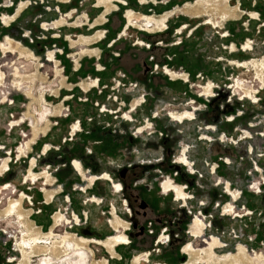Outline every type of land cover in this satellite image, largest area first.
Listing matches in <instances>:
<instances>
[{
    "label": "rangeland",
    "instance_id": "374dc122",
    "mask_svg": "<svg viewBox=\"0 0 264 264\" xmlns=\"http://www.w3.org/2000/svg\"><path fill=\"white\" fill-rule=\"evenodd\" d=\"M21 1H29V5L26 3L28 6H24L23 11L8 27H0V42L5 37L22 43L23 47L8 40L9 45L4 46L7 50L3 51H20L27 58H32L34 54L37 66L31 65V60L18 53H3L0 50V69L5 74L4 87L0 86V101L4 91H7L9 100L0 103V147L5 146L4 150L0 149V168L9 162L8 168L3 173L0 172V213L8 211L12 204H20L22 212L28 214V232H25L24 237L28 238L32 232L37 233L29 226H42L43 217L39 218L42 213H33L43 208L37 205H41L43 201L44 194L39 192L43 182L36 185L22 184L25 174L31 170L38 174L35 175L36 180L44 175L39 173L46 169L51 174V179H54L53 187L47 188H55L57 191L61 184L58 175H61L62 165L68 159L77 157L87 163L91 173L85 170L84 177L87 181L78 182L75 186L87 185L94 181L92 176L106 172L114 184L122 185L123 191L116 194L108 184L104 187L102 183H106L105 180H99L95 182L93 190L98 194H103L106 190L103 204L96 206L88 202L78 205L74 200L72 208L63 202L66 197L56 195L54 202L43 210L47 228L52 226L50 218L56 209L66 213L69 220L71 211L80 215L79 209L81 212L89 210L94 217L87 220L82 216L80 225L73 226V229L68 228L66 222L58 223L54 227V239L64 236L67 231L106 242L110 236L116 234L109 228L111 219L107 214L109 204L113 203L119 217L125 222L124 225L118 218L111 220L116 225V230L120 229V233L128 229L126 213L133 214V225L124 232L130 243L116 247L117 254L112 257L108 253L109 248L106 250L104 245L91 240L88 249L94 253L95 262L135 264L133 261L136 257L149 253V258L141 257V264H186L189 256L182 252L183 247L192 244L195 249L204 250L211 241L208 238L214 235L222 241L225 248L215 249V262H203L204 264H216L219 258L227 259L231 254H226L237 252L235 250L238 244L244 245L247 255L255 264H264L255 258V253H262L264 256V87L256 78L253 68V63L264 62V0H228L230 8H238L237 17L224 19L220 25L218 21L221 20H218L215 6L211 5L208 8L209 13L200 15V18L176 12L164 30L145 33L134 26L129 27L125 34L122 33L125 9L138 7V12L142 11L139 3L143 0H110L107 4L108 12L102 17L101 24L95 28H90L93 27V20L100 18L106 8L98 0H0V13L14 15L15 7ZM160 1L170 3L169 7L176 8L187 3L195 5L199 0ZM87 6H90L88 11L94 8L95 12L83 14V9ZM248 12L256 13V19H251ZM236 13L227 14V17ZM209 15L211 18L214 16L218 27L206 24ZM61 17L66 19V23L43 33L42 23H50ZM80 17H85L86 20H81L85 25L82 23L83 26L76 27L81 25L77 21ZM183 25L186 28L177 33ZM99 30L105 37L102 42L89 43L85 47L70 44L69 38L77 40L80 35H94ZM140 41L142 45L138 43ZM248 41L252 46L251 50H242ZM231 45H234L233 51L230 49ZM81 47L91 52L85 53ZM50 53H54L56 63L54 60H47ZM229 61H238L245 67H236ZM250 61L251 64L244 63ZM6 63L20 66L19 70L24 67L26 73L37 72L44 76L46 83L42 86L47 92L42 103H32L28 108L25 106L30 100L24 95L23 89L17 91L15 88L26 85V79L15 81L12 67L3 66ZM101 68L104 70L101 71ZM164 68L185 73L188 76L187 85L192 82L191 88L181 90L180 93L185 98L181 104L168 99L174 95L170 83L176 84L182 77L168 78ZM96 69H100V72ZM19 70L15 73L17 79L21 76ZM190 72L196 73L193 81H190ZM87 77L100 79L101 92L90 93L89 102L81 104L78 102V98L82 97L79 87L82 83L87 85ZM117 79L122 83L119 88L114 82ZM236 80L255 89L256 99L250 97L251 88L242 83L236 87ZM2 82L3 80L0 81ZM20 83L21 87H17ZM210 83L213 92L207 97L205 93H211ZM134 84L135 88L132 87ZM241 85L243 92L247 90L250 95L241 94ZM39 86L40 82L36 80L35 93ZM134 91H141L138 97L144 95L145 102L130 113L131 95L135 96L131 93ZM27 96L33 102L37 101L30 91ZM37 96L36 94L35 97ZM64 97L71 98L60 106ZM12 101L14 104L9 105ZM190 101L194 104H190ZM96 102L105 106V113H99ZM44 103L53 111V115L46 117L47 122L43 121V116L39 118L35 115ZM68 106L71 114L67 119L56 117L55 112L63 113ZM192 107L197 109L195 115L193 114L195 119L184 122L181 125L183 133L177 134L175 130H178L176 125L179 123L172 122L167 114L170 111L192 112ZM125 112L127 115L129 113L130 118L125 117ZM24 114L33 121L34 141L29 145L25 157L17 161V158H13L15 151L30 138V128L27 127L28 121L15 127H11V122L17 121ZM75 119L81 121V132L76 134L73 141L64 142L68 137L69 126ZM141 119H144L143 124L135 126L136 120ZM148 121L151 130L138 134V129L144 127ZM162 121H170L168 134L163 132ZM22 134L28 137L23 138ZM174 139L176 143L180 142L175 151L168 145ZM46 144L50 148L48 154L42 156L41 150ZM184 146H187L186 156L190 164H193L192 173L187 167L175 162ZM19 150L21 153L25 151L24 147ZM9 157L13 160L6 161ZM32 157L36 161L30 166ZM178 158L179 156L177 160ZM226 160L230 163H226ZM256 166L259 172L255 171ZM211 167H215L214 173L211 172ZM232 167L237 174L233 173ZM95 170L97 173H94ZM29 172L26 180H30L27 179ZM66 178L64 175V179ZM220 179L231 181L234 188L243 190V197H249L227 204L231 207L235 205L234 214H238V217L223 214V205L232 200L227 194H222V185L218 184ZM165 180H170L178 184L177 186H186L184 191L188 196H193V199L186 200L187 204L182 206L181 202L174 201L172 192L163 194L161 185ZM254 182L259 184L260 193H254L256 189L251 188ZM8 183L12 184L14 190L8 188ZM93 190L87 191L88 198ZM24 194L32 198L36 203L35 207L28 206ZM251 195L258 197L259 210L254 215H247L249 211H255L251 206L254 204ZM124 201L128 202L129 207H124ZM67 207L68 212H64ZM196 215L204 217L207 228L203 237L193 238L189 231ZM98 223L106 227V233L101 237L94 233ZM82 228L88 229L90 233L84 234L80 230ZM22 231L23 227L16 216L0 219V264H20L23 255L17 251L16 246L21 242ZM162 237V242L165 243H157ZM38 259L32 256L31 264H37Z\"/></svg>",
    "mask_w": 264,
    "mask_h": 264
},
{
    "label": "bare ground",
    "instance_id": "6f19581e",
    "mask_svg": "<svg viewBox=\"0 0 264 264\" xmlns=\"http://www.w3.org/2000/svg\"><path fill=\"white\" fill-rule=\"evenodd\" d=\"M27 5L26 3H21L20 6H19V10L23 9L24 6ZM213 5L215 6V11H216V14L218 16L219 19H225L227 18V14H231L232 12H237L238 8L235 7V8H230L228 3H227V0H199L195 3V5H189L187 4L186 6H184V8L182 9H177V11L179 12H182L184 14H187V15H190V16H200L202 14H208L209 13V10L208 8ZM26 7V6H25ZM218 9L220 11H218ZM175 12V10H174ZM173 12H169V13H166L162 16H160L158 19H152V18H142V19H138L137 16L135 15H132L131 13L127 14L128 15V24L130 26H135V27H138L140 29H145L146 31L148 32H151L152 30L154 29H151L150 26L153 25V23L156 24L157 28L159 26V24H161L162 26H164V23L165 21L167 20V18L172 15ZM4 16V15H3ZM6 16V15H5ZM15 16V15H14ZM251 17H255L256 15L254 14H250ZM4 18V17H3ZM154 18V17H153ZM10 19V18H8ZM66 20V19H65ZM64 19H61L57 22L54 23V25H60L61 23H63L65 21ZM8 21V20H7ZM79 22V21H78ZM210 22L214 25V26H217L218 23L216 22V20L214 19V16L210 19ZM7 23V22H6ZM8 25V24H7ZM44 26V29L43 32H48L46 31L47 28H45V24L43 25ZM154 26V25H153ZM57 27V26H56ZM150 27V28H149ZM44 35V34H43ZM5 38V37H4ZM8 40H11V39H6V44H3L1 45L2 47V50L6 51L7 48L4 47V46H8ZM13 41V40H11ZM89 41V40H88ZM15 43H19V42H16V41H13ZM75 43V42H74ZM85 43V42H84ZM3 51V52H4ZM89 52V51H88ZM14 53V52H13ZM86 53V52H85ZM49 58L47 59L48 61H51V60H54L55 62V58H54V53H50L49 54ZM255 62V61H254ZM252 63V62H251ZM250 63V64H251ZM245 66V65H244ZM253 68L255 69V72H256V77L259 79V81H261L262 83H264V63L263 64H258L257 62L256 63H253ZM19 70V68H17ZM17 69H16V72H17ZM166 69V68H165ZM20 71V70H19ZM167 74L170 75L171 78H177V77H180V75L178 74H175L169 70H165ZM18 77V76H16ZM182 77V76H181ZM3 80V74L0 72V81ZM3 83V82H2ZM1 83V84H2ZM92 84V83H91ZM22 83L20 84H17V87H21ZM240 85V84H239ZM208 86V84H207ZM205 86V87H207ZM85 90H87V88L85 86H83ZM205 87H203L204 89V93H205ZM212 84L210 83V88H209V91L211 93H205V95L207 97H209V95H212ZM243 87V85L240 86V90L243 92V89L241 88ZM203 93V95H204ZM244 93V92H243ZM246 93V94H245ZM245 95H250V92L249 91H245ZM254 91L251 90V98L253 97V94ZM29 94V93H28ZM30 95V94H29ZM205 96V97H206ZM248 97V96H247ZM246 98V97H245ZM142 103V100H135L133 105H132V108L134 109L135 107L139 106L140 104ZM193 108V107H192ZM197 109L196 108H193L191 109L192 112H188V111H185V112H182V113H175V112H170L169 114H167L168 118L172 121H175V122H181L183 123L184 120H188V121H191V120H194L195 117H194V112L196 111ZM126 118H130L129 115L126 114L125 116ZM13 124V123H12ZM151 128V124L149 123V121L147 122V124L144 125V127L142 128H139L138 129V133H141L143 132L144 130H148ZM77 129V126L76 125H73L72 127V134H74V131ZM207 129H210V127H208ZM71 134V135H72ZM244 135H245V132H244ZM204 136V135H203ZM223 139V137H222ZM221 139V141H223ZM21 151V150H20ZM186 151H187V146H184L183 149L179 152V154L177 155V157L179 156L178 160H177V157H176V160L175 162L177 164H181L182 166H185V167H188L190 166V162L186 156ZM22 152V151H21ZM45 152V151H44ZM34 163V160L31 162V165ZM227 163V162H226ZM229 163V162H228ZM71 165V164H70ZM224 167V166H223ZM5 168H8L7 164H3V166L1 167L0 169V172L3 173V171H5L4 169ZM75 174L79 176H81L82 179H84L85 177H83V175L85 174L86 176V173L85 171L82 169L81 167V163L79 162H76V161H73L72 163V167H71ZM233 169V173L236 172L235 171V168L232 167ZM189 170L191 171V173L193 172V169L190 167ZM211 172L214 173L215 172V168L214 167H211L210 168ZM77 171V172H76ZM255 171L257 172V170L255 169ZM84 172V173H83ZM1 174V173H0ZM237 174V172L235 173ZM35 174L32 173V171L30 170L29 172V175L27 177V179H30L34 182L35 180ZM40 178V177H39ZM93 180L96 179V178H99V179H103V180H106V181H109L110 184L112 183V190L114 189L115 192L119 191L121 189V186L120 184H114L113 183V180L111 178V176L109 174H106V173H102V174H98V175H94L92 176ZM26 179V178H25ZM87 181V180H86ZM218 184H221L222 187H221V192L222 194H227L228 198L232 200V202H228L226 203L225 205H223L222 209H223V214L224 215H227V216H236L238 217L239 215L238 214H234V210L236 209L235 208V205L234 207H231V205H227L229 203H234L240 199H246V198H249V197H243L244 196V193H243V190H240V189H237V188H234L231 181H228V180H222L220 179L218 181ZM116 187L118 189H116ZM162 190L165 193L169 192L170 190H172L174 192V197H175V200H178V202H181L182 203V206H185L187 204V199H188V194L184 191L183 187L180 185V186H177V185H174L172 183V181L170 180H165L162 185ZM233 188V189H231ZM251 188L252 189H256L254 193H260L261 192V189L260 187L258 186L257 188H253V184L251 185ZM2 189V188H1ZM114 192V193H115ZM238 197V198H237ZM254 202V204H251V206L253 207V209L255 208V211H249L247 213V215H254L256 213V211L259 210L258 208V197L257 196H250ZM26 198V197H25ZM91 199L88 200V202H97L99 200V197L97 198H93V197H89ZM235 200H233V199ZM237 198V199H236ZM46 199L47 201H50V195L47 194L46 195ZM176 202V201H175ZM227 205V206H226ZM225 206V207H224ZM56 213H60L62 218L60 217V215H56L54 220L58 221V223H61V222H66L67 225H70L69 227L70 228H73V226L77 227L80 225V217L75 213V215L73 214L74 216V222L69 220L65 214L62 213V211H56ZM226 213H229V214H226ZM54 214V215H55ZM16 216L17 217V220H18V223L20 224L21 227H23V231H22V235L24 236L25 232H28L27 231V223H26V218L28 216V214L26 213H23L22 210H21V207H20V204L18 203H15V204H12L10 205L8 211L4 212V213H0V219H6L7 217L9 216ZM54 217V216H53ZM118 218L124 225H125V222L118 216L115 217V219ZM198 215L194 216L193 220H192V226H191V229H192V234L194 237H199L203 232L204 230L207 228V225L206 223L203 221V218H200ZM125 219V218H124ZM195 219V220H194ZM115 221V220H114ZM194 221V222H193ZM46 221L43 217V222H41L42 224H44ZM54 224L55 226L58 224ZM110 227L112 228L113 231L116 232L115 236H110L109 240H107L106 242H101V241H97L95 242L96 244H99V245H104L106 248H109V250L111 251V253L113 252L114 255H116L114 253V250L113 248L115 247H118V246H123V245H126L129 243V239L128 237L126 236L125 233H120V229H117L116 230V225L113 224V221L110 222ZM123 227V226H122ZM121 228V227H120ZM115 229V230H114ZM87 233H90L88 232V230L86 231ZM49 234V233H48ZM123 234V235H122ZM42 235V234H41ZM47 235V234H46ZM46 235H43L44 237H42V242H41V245L38 244L37 240L32 238H25V237H22V250L23 248H30L32 252H37V253H43L42 255H35V253L31 254L30 255V264H31V258L32 256H36L38 257L39 259L37 260V264H41L40 263V260H42L43 258H45L46 260L50 259L49 255H44L45 253L47 252H54L56 250L60 251L61 253H66V252H70L72 251L73 249L75 250H78V249H84L86 251H89V255L87 254V252L85 253H79L77 255V258H70L68 260V263L69 264H102V263H99V262H95L93 261V257H94V253L92 251H90L88 249V246L91 245V239L87 238V237H81V236H77L75 233H66L64 236L62 237H59L57 239H54V232H53V237H48ZM68 237H65L67 236ZM167 236V235H166ZM214 236V235H212ZM212 236H210L208 239H211V241H209L207 243V248L204 249V250H198V249H195L194 246L192 244H187L183 247V252L184 254H187L189 256V261L188 263L189 264H198V263H203V262H206V263H211V262H215L213 261V258L215 257V252L214 250L215 249H221V248H224L225 245L222 243V241L217 237V236H214L212 238ZM72 237L78 239H72ZM53 239V240H52ZM83 239V240H82ZM164 238H161V241L163 240ZM166 239V238H165ZM33 241V242H31ZM58 241V242H57ZM50 242H53V244L50 246ZM165 243V242H164ZM162 242V244H164ZM18 245V244H17ZM186 247V248H185ZM16 249L19 253L20 250L18 249V247L16 246ZM201 249V248H199ZM29 252V251H28ZM148 253H144L142 254V256L138 257L140 258L139 259V264H141V257H145L147 258L148 257ZM230 255V254H229ZM112 257H115L113 255H111ZM62 258V257H61ZM61 258H56L54 261L53 260H50L48 262V264H68V263H65V261L61 260ZM212 258V260H211ZM256 259H259L261 262L263 261L264 262V256L263 255H256L255 256ZM12 260V259H11ZM10 260V261H11ZM90 260H92L90 262ZM26 261L24 260L23 261V264H26L25 263ZM186 263V264H188ZM42 264H47L46 261H42ZM104 264V263H103ZM135 264H138V262L136 261ZM216 264H255L254 261L247 255L246 253V249L242 246V245H239L238 248H237V253L235 254H231L230 256L227 257V259L223 258V259H218L216 261Z\"/></svg>",
    "mask_w": 264,
    "mask_h": 264
},
{
    "label": "crops",
    "instance_id": "0c3cea01",
    "mask_svg": "<svg viewBox=\"0 0 264 264\" xmlns=\"http://www.w3.org/2000/svg\"><path fill=\"white\" fill-rule=\"evenodd\" d=\"M98 2L101 4H104L105 5V7L107 8H105V10L103 11V14H101L102 16L99 18H97V19H94L93 20V23H92V25L91 26H93V27H90V28H95L96 26H99L100 24H101V20H102V17L104 18L105 16H104V14H106L107 12H108V7H107V4L110 2V0H98ZM21 3H28V5H29V1L27 2H24V1H21L20 3H19V5H17L16 7H15V9H16V13L14 14V15H10V14H8V13H0V27H8L9 26V24L12 22V21H14L15 20V18H16V16H18L22 11H23V9H21V10H19V6H20V4ZM227 3H228V0H227ZM140 4V7H139V9L140 10H142V11H140V12H138L139 10H138V7L137 8H127V9H125V11H124V13H125V15H123L124 16V19H125V24H124V26H123V31H122V33L123 34H125V32H126V30H128V28L129 27H134V26H130L129 24H128V15L127 14H129V13H131L132 15H137L138 17H140V19H142V18H151V17H146V16H152V19H158L161 15H164V14H166V13H169V12H173L172 13V15H170L168 18H167V20L165 21V23H164V26H162L161 24H159V26H158V28H157V26H156V24L155 23H153V25L152 26H150L151 27V29H154L152 32H154L155 30H164V29H166V27H167V25L169 24V20L172 18V16H173V14H175L176 13V10L177 9H183L184 8V6H186L187 4H189L190 6L191 5H193L192 3H187V4H185L183 7H176V8H171V7H169V5L168 4H170V3H163L162 1H160V0H143L141 3H139ZM144 4V5H143ZM13 5V4H12ZM27 5V6H28ZM26 6V7H27ZM25 7V8H26ZM113 7H116L115 5H113ZM90 8V6L88 7H85L84 9H83V14H88V13H93V12H95V9L93 8V9H91V10H89L88 11V9ZM98 8H101V7H98ZM174 10H175V12H174ZM177 12H179V11H177ZM237 12H238V10H237ZM179 13H182V12H179ZM254 14V15H256L255 17H251L250 16V14ZM182 14H184V13H182ZM250 14H249V12H248V15H249V17L251 18V19H256V17H257V14L256 13H254V12H250ZM4 15V16H3ZM6 15V16H5ZM187 15V14H186ZM190 16V15H189ZM210 16V15H209ZM4 17V18H3ZM63 17V16H62ZM60 18V19H55V20H53L52 22H50V23H42V25H46V28H47V31H49V30H54V29H56L58 26H61L62 24H64V23H66V20L64 19V18ZM154 17V18H153ZM191 17H193V16H191ZM195 17V16H194ZM229 17H232V18H236L237 17V13L236 14H234V15H232V16H228L227 18H229ZM8 18H10V19H8ZM195 18H200V16H196ZM227 18H225V19H227ZM61 19H64L65 21L63 22V23H61L60 25H54V23L55 22H57V21H59V20H61ZM83 19V21L84 20H86L85 19V17H80V19L78 18V20L77 21H79V23H81V25H78V26H76V27H81V26H83V24L85 25V23H83V21L81 22V20ZM210 19H211V16L209 17V19H208V21H207V23L206 24H209V25H211V26H213V27H218L221 23H222V21L224 20V19H218V20H221V21H218L219 22V25H217V26H214L211 22H210ZM8 20V21H7ZM159 20V19H158ZM7 22V23H6ZM83 23V24H82ZM8 24V25H7ZM90 25V24H89ZM223 25V24H222ZM57 26V27H56ZM149 27V28H150ZM180 27V26H179ZM186 28V26L185 25H183L180 29H178L177 30V33H181V30L182 29H185ZM139 30H141L142 32L144 31L145 33H151V32H148V31H146L145 29H140L139 28ZM44 33V32H43ZM8 35H6V37H7ZM25 37L27 36V35H24ZM145 37H146V35H145ZM105 37H104V35H103V33H102V31H96L95 32V34L94 35H89V36H83V35H80V36H78V39L77 40H74V39H72V38H69V41H70V44H72V46H75V45H80V46H82V47H85L86 45H89V43H92V44H95V42L97 43V42H102L103 41V39H104ZM6 39L7 38H4V40H2V42H0V50H1V52H3V50H2V47H1V45H3V44H6ZM89 40V41H88ZM75 42V43H74ZM85 42V43H84ZM140 45H142V42L140 41V42H138ZM22 47H23V44L22 43H19ZM82 47H81V50L83 51V52H86V53H90L91 51L90 50H88V49H82ZM251 48H252V46H251V44H250V41H248L247 43H245L244 45H243V47H242V50H245V51H250L251 50ZM230 49L233 51L234 50V45H231V47H230ZM85 50V51H84ZM95 50H96V48L94 49V52H95ZM89 51V52H88ZM3 53H13V51H8V52H3ZM14 53H18L20 56H24L25 58H27V56H25V55H22L21 54V52L20 51H14ZM32 54V53H31ZM33 55V57L32 58H27V59H29V60H31L32 62L30 63L31 65H33V66H37V63H36V57H35V55L34 54H32ZM252 61H255V60H252ZM252 61H250V62H244V63H251ZM75 62H76V64H75V66H77V61L75 60ZM229 62H231V61H229ZM55 63H56V60H55ZM262 63H264L263 61H262ZM38 64L40 65V63L38 62ZM231 64H234L236 67H245V66H243V63H239L238 61H234V62H231ZM3 66H7V67H12V76L14 77V79H16L15 81H18V80H21V78H24V79H26V81H24L25 83H26V85H22V87L21 88H15L14 86H13V84H14V82H13V84H12V87H14L17 91H21L22 89H23V92H24V95L26 96V98L27 99H29L30 100V103L29 104H26L25 106L28 108L29 107V105L30 104H32V103H42L41 101H42V99L44 98V96L46 95L45 93L47 92V90L45 89V87H43L42 86V84L43 83H46V79L44 78V76L43 75H41V74H38L37 72L36 73H26V71H25V68L24 67H21V70H20V72H21V76L19 77V79H17L16 78V76H15V73H16V69H17V67L15 66V65H12V66H10L9 64H4ZM14 67V68H13ZM16 67V68H15ZM20 67V66H19ZM18 67V68H19ZM20 69V68H19ZM167 70H169V71H171L170 69H168V68H166ZM165 68H164V71L166 70ZM56 70H57V66H56ZM97 71H99V70H97ZM0 72L3 74V83L1 84L0 83V86H3L4 87V84H5V74L2 72V70L0 69ZM171 72H173V73H175V74H178V75H180V77L182 76V78H186V75H185V73L183 74L182 72H180V71H171ZM165 73H166V71H165ZM61 74V73H60ZM166 75H169V74H167L166 73ZM170 76V75H169ZM189 76H190V81H193V80H195V76H196V73H192V72H190V74H189ZM222 77V76H221ZM61 78H62V76H61ZM207 78V77H206ZM257 78V77H256ZM27 79H29V80H27ZM64 80H65V77L63 78ZM38 81V82H40V86H39V88L36 90V92L37 93H35V87H34V85H35V81ZM179 81V80H178ZM190 81H189V83H190ZM259 81V80H258ZM217 82V81H216ZM259 82H261V81H259ZM24 83V84H25ZM92 83V82H91ZM192 83V82H191ZM191 83L189 84V85H187V83H184V82H182V81H179L178 83H170L171 84V86L173 87L172 88V93H174V95H172L168 100H173V101H177V102H179V104H181L182 102H183V100L185 101V98L184 97H182V93H180L181 92V90H183V91H186V90H188V88H191ZM240 83H242V84H244L245 82H243V81H239V80H236V84H235V86L237 87V85L238 84H240ZM262 83V82H261ZM85 84L84 83H82L81 84V87H79L81 90H83V91H87V90H85L84 89V86ZM247 88H251L250 86H248V85H246V84H244ZM86 87H87V85H85ZM262 86L264 87V85H263V83H262ZM238 89V88H237ZM252 90H254V93H257V91L255 90V89H253V88H251ZM28 91H30L31 93H32V95L34 96V98H35V100H37V101H35V102H33V100L30 98V97H28L27 96V92ZM69 93V92H68ZM139 93H141V91H138L137 93L134 91V93H131V94H135V96L134 95H131L132 97H131V99H130V102H131V105H130V113L132 112V111H134V110H136L137 109V107H139V106H141L144 102H145V96L143 95L142 97H138V95H139ZM253 93V94H254ZM38 95L37 96V98L35 97V95ZM145 94H147V93H145ZM241 94H243V92L241 91ZM7 91H4V92H2V96H1V101H0V103H3L4 101H9L8 99H7ZM135 97V98H134ZM68 98H66L65 100H67ZM252 99H256V96H255V94L253 95V97H252ZM135 100H142V103L139 105V106H137V107H135L134 109L132 108V105H133V103H134V101ZM258 101V100H257ZM14 104V102L12 101V102H9V105H13ZM60 106H62V105H60ZM194 108V107H193ZM47 111H48V113H47ZM185 110H183V111H181V112H177V111H170V112H175V113H182V112H184ZM169 112V113H170ZM56 114H57V116L56 117H62V116H58L59 115V111H57V112H55ZM26 114V113H25ZM25 114L20 118V119H18L17 121H15V122H11V127H15V126H18V125H20V124H22V123H25V121H28V124H27V127H29L30 129H29V131H30V133L28 134L29 136H30V138L28 139V140H26L24 143H21L20 145H19V147H17V149H16V151H15V153H16V155L13 157L14 159L15 158H17V161H19L20 159H22V157H25V154H26V151L29 149V145L34 141V140H32L33 139V121H32V119H29V118H26L25 117ZM35 115H37V116H39V118H41L42 116H43V118H44V120L43 121H45V122H47V119H46V117L47 116H50V115H53V111H52V109H51V107L50 106H47L45 103H44V105H42L41 106V109L38 111V112H36V114ZM124 115H126V112L124 113ZM128 115H129V113H128ZM194 115H195V113H194ZM168 117V116H167ZM40 120V119H39ZM42 121V122H43ZM143 121H144V119H141L140 121H137L136 120V123H137V125H135V126H138V125H141V124H143ZM172 121V120H171ZM192 121V120H191ZM191 121H188V120H184V122H191ZM163 122V121H162ZM166 122V121H165ZM165 122H163V123H161V126H162V129H163V132L165 133V134H168V130H167V127H169L170 126V121L167 123H165ZM172 122H174V121H172ZM183 122V123H184ZM12 123H14V125L12 126ZM179 124H177L176 126H177V129L178 130H175L176 132H177V134H181V133H183V131H184V129H181V125H183V123H181V122H178ZM73 125H76V124H71V126L69 127V131H70V134H69V136H71V134H72V127H73ZM77 126V125H76ZM135 126L133 127V128H135ZM22 129V128H21ZM79 130V128H78V126H77V129L74 131V133L75 132H77ZM23 133V132H22ZM28 135H26V134H22V137L24 138V137H28ZM73 135V134H72ZM70 140V139H69ZM67 141V140H66ZM180 143V142H179ZM179 143H176V141H175V139L174 140H172V141H170L169 143H168V145L169 146H171V148H173L172 150H174L175 151V149L177 148H179ZM27 144H28V147H27ZM21 147H24V149H25V153L23 152V153H21L20 152V148ZM49 148H50V146L49 145H44V147L42 148V150H41V154H42V156H45V155H47L48 154V151H49ZM1 149V148H0ZM45 151V152H44ZM6 154H8V153H6ZM13 158L12 159H10V157L9 158H7V160L6 161H8L9 159L10 160H13ZM67 158V157H66ZM6 159V158H5ZM34 160V163L31 165V162ZM35 158H31V161H30V166H33L34 164H35ZM71 161H72V163H73V161H76V162H79V163H81V167H82V169L85 171H87L88 173H91V169L87 166V163H85V162H83L81 159H79V158H77V157H74L73 159H68V161L66 162V164H63L62 165V167H63V169H62V171H61V175L59 174L58 175V177H59V182L61 183L60 184V186L58 187V190L56 191L55 190V188H52V189H48L47 187H53V181H54V179L52 178L51 179V174L45 169V170H43V171H41L39 174L41 175V174H43V173H46L47 175L46 176H39L34 182L32 181V180H26L25 178H26V176H27V174H28V172L30 171V170H28L27 171V173L25 174V176H24V179L22 180V184H25V183H29V185H36V184H38L40 181H42L43 182V187H41L40 188V190H39V192L40 193H42V194H44L43 195V201H42V203H41V205H39V204H37L38 206H43V208H42V210H40V209H38L37 211H35L33 214L34 215H39V214H41L42 213V216H39V218L40 217H44V214H43V210H45V208H46V206H49L51 203H53L54 202V199H55V197H56V195L59 197V195L61 196V197H66L67 199H69V197L71 198V199H69V201H70V204H69V207H71L72 208V203H73V201L74 200H76V203L78 204V205H81L83 202V199H87V203H88V200L90 199V198H88L87 197V195L86 194H88V190H90V189H94L93 187L96 185L95 184V182L96 181H99V180H103V179H99V178H96V179H94V181H92V182H89L88 184H87V191H86V194H81V193H75V191L73 190V188L75 187V185L79 182H82V180H86L85 178L84 179H81V177L77 174H75V172L72 170V168H71V166H72V163H71ZM226 162L228 163H230V161L229 160H226ZM8 163L9 162H7V165H8ZM70 163H71V166H70ZM215 168V167H214ZM1 169V168H0ZM255 169L257 170V172H259L260 170H259V168L256 166L255 167ZM33 173V172H32ZM94 173H97V171L95 170V172ZM104 173H106V172H104ZM35 174V173H34ZM102 174V173H101ZM35 175H38V174H35ZM62 175H63V177H62ZM64 175H66L67 176V178L66 179H64ZM91 178V177H90ZM168 179H170V178H168ZM171 180V179H170ZM106 181V180H105ZM174 185H178V184H176V183H174V182H172ZM102 184H104V187H105V185H109L110 187H112V183L110 184V182L109 181H106V183H102ZM107 185V186H108ZM7 186H8V188H12L13 190H14V187L12 186V184L11 183H8L7 184ZM259 186V184L257 183V182H254L253 183V188H257ZM161 189H162V187H161ZM27 190H28V188H27ZM54 191H56V192H54ZM46 192H49V193H52V198H51V201L49 202V203H46V200H45V195H46ZM169 192H172L173 194H174V192L172 191V190H170ZM169 192H167V193H169ZM162 193L164 194V192H163V190H162ZM167 193H165L166 195H167ZM105 194H106V190H105V192L103 193V194H98V193H96L94 190L89 194V197H99V198H102L103 199V202H104V199H105ZM25 195V194H24ZM26 196V198L24 199V200H26V202H27V204H28V206L29 207H35L36 206V203L35 202H33L32 201V198L29 196V195H25ZM67 196H69V197H67ZM175 196V195H174ZM174 201H177L178 202V200H175V198H174ZM64 203H65V200L63 201ZM84 204V203H83ZM92 204H94L93 202H92ZM103 204V203H102ZM101 204V205H102ZM101 205H98V206H101ZM97 206V205H96ZM77 209H79V207H77ZM30 212H33V210L31 209V208H29L28 209ZM56 211H61L60 209H56ZM79 211H80V215H78L79 217H80V223H81V220H82V216H85L86 217V219L87 220H89V219H91V218H93L94 216H93V214L91 215L90 214V211L88 210H83L82 212H81V209H79ZM54 214H55V212H54ZM54 214L52 215V217L50 218L51 219V221H52V226L50 227V228H47V225H46V222L44 223V224H42V226H35L34 224H32L33 226L31 227V226H29L32 230H34V231H36L37 233H39V234H42V235H46V234H48V233H50V232H54V227H55V225H54V220H53V216H54ZM73 214L75 215V212H73ZM38 219V218H37ZM110 221L111 220H109V228H111L110 227ZM66 226H68V228H70L69 226L70 225H66ZM98 227H95V231H94V233H95V235H97V236H100L101 237V235L102 234H104V232L106 233V227L105 226H103V224L102 223H98V225H97ZM191 226H192V224L190 225V231H189V233H190V235H191V237H193V238H198V237H194L193 236V234H192V229H191ZM71 229V228H70ZM73 229V228H72ZM74 229H76V230H78V228H74ZM112 229V228H111ZM46 230V231H45ZM80 230H82L83 231V233L84 234H87V230L88 229H86V228H82V229H80ZM45 231V232H44ZM66 233H68L67 231H66ZM69 233H73V232H69ZM77 235V234H76ZM203 235H204V232L199 236V237H203ZM78 236V235H77ZM82 237V236H81ZM214 236H212V238H213ZM87 238H89V239H91L93 242H97L98 240V238H96V237H87ZM129 243H130V241H129ZM239 245H241V244H238L237 245V248H238V246ZM244 246V245H243ZM225 248V247H224ZM224 248H222V249H224ZM237 248H236V250L235 251H237ZM106 250H107V248H106ZM111 250V249H110ZM113 250H114V253L115 254H117V251H116V249H115V247L113 248ZM183 252V251H182ZM108 253L110 254L111 253V251H108ZM184 253V252H183ZM237 253V252H236ZM247 253H248V251H247ZM229 254H233V252L231 253H228V254H226V255H229ZM263 255L262 253H255V255ZM111 255V254H110ZM150 255V254H149ZM149 255H148V257L147 258H149ZM198 264H204V263H198Z\"/></svg>",
    "mask_w": 264,
    "mask_h": 264
},
{
    "label": "built area",
    "instance_id": "2783aa9c",
    "mask_svg": "<svg viewBox=\"0 0 264 264\" xmlns=\"http://www.w3.org/2000/svg\"><path fill=\"white\" fill-rule=\"evenodd\" d=\"M97 70H99V71H97ZM104 70V68H101V71H103ZM75 71H77V69H75ZM96 71L97 72H100V69H96ZM62 72H63V70H62ZM166 74V73H165ZM168 76V78L170 77L169 75H167ZM123 78H125V75H123ZM122 78V79H123ZM181 78V77H180ZM87 80L89 81L88 83H87V91H83V90H81L80 88H79V90L81 91V93H82V97H80V98H78V102L79 103H81V104H85V103H87V102H89V95H90V93H96V91L97 92H101V90L99 89V84H100V79L98 78V77H95V78H89V77H87ZM181 81H183L184 83H188V76L186 75V78H182V79H180ZM91 82H92V84H91ZM114 82H116V84H117V88H119V86H121V80L120 79H117V80H114ZM123 86V85H122ZM132 87H136V85L134 84V85H132ZM116 88V89H117ZM116 89H113V91H115ZM66 98H68L67 100H65ZM71 97H64L62 100H61V102H60V105H63L65 102H67L69 99H70ZM117 99V98H116ZM96 104V107L98 108V111H99V113H105L106 112V109H105V106H100L99 105V103L98 102H96L95 103ZM190 104H194V102L193 101H190ZM191 109H193V108H191ZM64 112L63 113H60L58 116H62V117H59V118H68L69 116H70V114H71V111L69 110V106L65 109L64 108V110H63ZM129 112V111H128ZM76 124L77 126H78V128H79V130L77 131V132H75L73 135H71V136H69V134H70V131H68V133H67V136L68 137H66L65 139H64V142H67V141H73V139H74V137L76 136V134L77 133H79V132H81V121H80V119H75L73 122H72V124ZM57 124V123H56ZM71 126V125H70ZM69 126V127H70ZM151 130V129H150ZM70 139V140H69ZM67 140V141H66ZM1 148V150H4L5 149V146H2V147H0ZM72 162V161H71ZM192 168L193 167V164L191 163L190 164V166H188L187 167V169H189V168ZM77 172V171H76ZM86 173V172H85ZM88 173V172H87ZM78 174V173H77ZM81 177V176H80ZM82 179V178H81ZM84 181L82 180V183H83ZM183 187V189L184 190H186L187 189V187L186 186H182ZM73 190L74 191H78L79 193H81V194H86V191H87V185H80V186H75L74 188H73ZM123 191V187L121 186V189L119 190V191H117V192H115L116 194H118V193H120V192H122ZM191 199H193V196H188V199L187 200H191ZM90 201H91V199H89ZM83 203L84 204H86L87 203V199L86 200H84L83 201ZM103 203V199L102 198H99V200L97 201V202H94V204L95 205H101ZM65 204H67V205H69L70 204V201H69V199H67V198H65ZM202 204L203 203H201V206H202ZM124 207H129V204H128V202L127 201H124ZM64 212H68V207L67 208H65L64 209ZM66 214V213H65ZM108 216H109V219H111V220H114L115 219V217L116 216H118L119 217V215H118V213H117V209H116V207H115V205L113 204V203H110L109 204V206H108ZM127 214V216H128V219L127 220H129V223H127L128 224V229H125L124 231H123V233L125 232V231H128V230H130V227L133 225V223H132V220H134V218H133V214L130 212H128V213H126ZM200 214V216H201V213H199ZM70 216H71V221H73L74 222V216H73V211H71L70 212ZM85 219H86V217L85 216H83ZM203 219H204V217H203ZM205 220V219H204ZM128 222V221H127ZM144 229V228H143ZM163 238V237H162ZM166 239H167V237H166ZM162 241H157V243H161ZM149 254V253H148Z\"/></svg>",
    "mask_w": 264,
    "mask_h": 264
},
{
    "label": "flooded vegetation",
    "instance_id": "af4514ba",
    "mask_svg": "<svg viewBox=\"0 0 264 264\" xmlns=\"http://www.w3.org/2000/svg\"><path fill=\"white\" fill-rule=\"evenodd\" d=\"M140 128H142V126L140 127ZM143 132H141V133H138V134H142ZM73 170V169H72ZM74 171V170H73ZM84 173V172H83ZM44 175L43 176H46L47 174L46 173H43ZM42 176V177H43ZM83 177H84V175H83ZM116 189H118L117 187H116ZM49 195H50V201H51V198H52V194L51 193H48ZM45 198H46V195H45ZM50 201H47V199H46V203H49ZM56 215H60V217L62 218V216H61V214L60 213H56L55 215H54V218H55V216ZM60 218V219H61ZM59 219V220H60ZM59 220H57V221H55L54 220V224H56V223H58V221ZM47 236V238L48 237H53V231L52 232H50L49 234H47L46 235ZM22 237H24L23 235H22V233H21V242L17 245V247H18V249L20 250V252H21V254L23 255V259H22V261L20 262V264H23V261L25 260L26 262V264H29V262H30V255L31 254H33V253H37V252H32L31 251V249L30 248H23V250H22ZM42 237H44L43 235H41V234H39V233H35V232H32V233H30L29 234V237L28 238H30V239H32V238H34V239H36L37 240V242H38V244H40L41 245V242H42ZM65 237H68V236H65ZM72 239H76V238H74V237H72ZM76 240H78V239H76ZM83 240V239H82ZM31 242H33V241H31ZM58 242V241H57ZM53 244V242H50V246L49 247H51V245ZM29 251V252H28ZM91 251V250H90ZM85 252H87V254L89 255V251H86V250H84V249H78V250H75V249H73L72 251H70V252H66L65 254L64 253H61L60 251H58V250H56V251H54V252H47V253H45L44 255H49V257H50V259H48V260H46L45 258H43L42 260H40V263L42 264V261H46L47 262V264H48V262L50 261V260H55L56 258H61V260H63V261H65V263H68V260L72 257V258H77V255L79 254V253H85ZM185 252V251H184ZM39 254H43V253H39ZM111 255H113V252L112 253H110ZM144 254V253H143ZM146 254V253H145ZM142 256V255H141ZM140 257V256H139ZM139 259L140 258H138V257H136L135 258V260L133 261V263L134 262H138V264H139ZM189 261V260H188ZM188 263V262H187ZM69 264V263H68ZM189 264V263H188Z\"/></svg>",
    "mask_w": 264,
    "mask_h": 264
}]
</instances>
